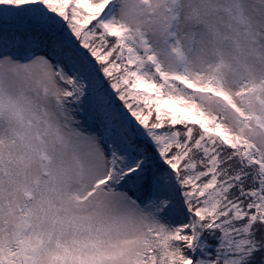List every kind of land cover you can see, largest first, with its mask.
Instances as JSON below:
<instances>
[{"label": "snow or ice", "instance_id": "snow-or-ice-1", "mask_svg": "<svg viewBox=\"0 0 264 264\" xmlns=\"http://www.w3.org/2000/svg\"><path fill=\"white\" fill-rule=\"evenodd\" d=\"M224 10L0 0V264H264V35Z\"/></svg>", "mask_w": 264, "mask_h": 264}, {"label": "clouds", "instance_id": "clouds-1", "mask_svg": "<svg viewBox=\"0 0 264 264\" xmlns=\"http://www.w3.org/2000/svg\"><path fill=\"white\" fill-rule=\"evenodd\" d=\"M213 3L217 9L214 13L212 19L216 26L221 31H227L228 26L231 25L233 29L238 28L229 16V14L224 10L230 5V0H213ZM240 6L243 10V14L246 17L248 24L251 29L261 35H264V0H240ZM190 28H184V32H190ZM207 36L197 35V39L190 46L188 42L184 41L183 55L187 57L188 63L191 68L199 67V61L205 56L211 57L213 54L206 50ZM231 49H226L224 52L225 62H230ZM162 66L169 71H175L177 67L178 54L175 51H161L159 56ZM249 63H255V61H249ZM226 72L229 70L226 68ZM254 74L259 76L264 74V67L256 65L254 68Z\"/></svg>", "mask_w": 264, "mask_h": 264}]
</instances>
